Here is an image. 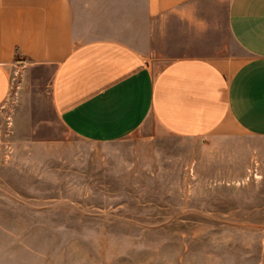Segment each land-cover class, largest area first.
Masks as SVG:
<instances>
[{
    "label": "rangeland",
    "instance_id": "1",
    "mask_svg": "<svg viewBox=\"0 0 264 264\" xmlns=\"http://www.w3.org/2000/svg\"><path fill=\"white\" fill-rule=\"evenodd\" d=\"M51 68L0 104V264H264V136L68 130Z\"/></svg>",
    "mask_w": 264,
    "mask_h": 264
},
{
    "label": "crops",
    "instance_id": "2",
    "mask_svg": "<svg viewBox=\"0 0 264 264\" xmlns=\"http://www.w3.org/2000/svg\"><path fill=\"white\" fill-rule=\"evenodd\" d=\"M21 61L84 139L264 136V0H0V104Z\"/></svg>",
    "mask_w": 264,
    "mask_h": 264
}]
</instances>
